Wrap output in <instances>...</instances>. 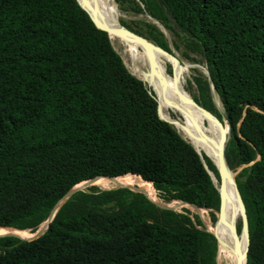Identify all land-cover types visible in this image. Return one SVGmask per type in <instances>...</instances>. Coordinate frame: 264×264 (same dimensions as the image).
<instances>
[{
  "label": "trees",
  "instance_id": "obj_1",
  "mask_svg": "<svg viewBox=\"0 0 264 264\" xmlns=\"http://www.w3.org/2000/svg\"><path fill=\"white\" fill-rule=\"evenodd\" d=\"M141 1L205 59L202 104L229 125L228 166H243L246 264H264V0ZM207 169L220 179L160 117L152 88L78 0H0L1 227L35 230L76 184L129 173L162 201L208 209L216 220L220 192ZM217 253V239L188 209L127 186L77 191L35 239L0 236V264H218Z\"/></svg>",
  "mask_w": 264,
  "mask_h": 264
},
{
  "label": "bare ground",
  "instance_id": "obj_2",
  "mask_svg": "<svg viewBox=\"0 0 264 264\" xmlns=\"http://www.w3.org/2000/svg\"><path fill=\"white\" fill-rule=\"evenodd\" d=\"M88 1L89 4L86 7L95 18L101 19L111 26L120 25L118 10L114 0ZM95 3L99 7L98 13L94 10ZM111 40L113 43H118L122 46L132 64H141L140 68L134 69L135 72L142 75L144 71L151 70V63L144 45L114 34L111 35ZM154 54L156 71L151 72L147 76L146 82L156 92L163 117L174 122V126L195 146L202 157L206 155L217 163L219 155L223 151V137L224 134L226 136L228 133L227 127H225V130L222 129L214 118L206 117L193 105L192 95L184 88V83L179 75L180 71L185 67L180 63H175L170 56L157 48L154 49ZM167 62L173 64L175 70L174 76L169 75L166 71L167 67L165 63ZM181 95L187 97L189 100L184 101ZM182 125H186V128H183ZM211 174L216 186L219 189L224 186L227 194L225 206L226 218L225 220H219L212 226V231L217 235L219 241L217 253L218 264H237L240 258L243 259V264H245L244 254L247 247V237L245 229L243 228L242 232H240L237 227L239 218L242 216V206L235 194L234 173L229 170V176L224 177L222 180H219L214 172L211 171ZM100 178L94 179L99 182L90 184L101 185L103 187L118 184L119 182H124L120 183L123 185L137 184L150 196L157 198L156 193L148 188L145 182L146 180L144 181L140 175L133 174L131 176L130 174H126L114 178ZM7 232H13L25 238H28L26 236H32L27 230L23 231L12 227L2 228L0 226V234Z\"/></svg>",
  "mask_w": 264,
  "mask_h": 264
},
{
  "label": "rangeland",
  "instance_id": "obj_3",
  "mask_svg": "<svg viewBox=\"0 0 264 264\" xmlns=\"http://www.w3.org/2000/svg\"><path fill=\"white\" fill-rule=\"evenodd\" d=\"M114 2L116 4L117 10H118L119 23L126 28L129 27V29L137 32L138 34L145 36L146 38H148L150 41H152L153 43H155L157 45H159V44L157 43V40H155L154 35H158V32L155 29H153L151 26L154 25L158 28V30L162 33V37L166 40L169 47L171 48L172 54H174L178 58L179 63L183 67H185L179 73V75L181 76V79L184 83V88L192 95L193 100H195L199 104L203 105L200 87H201V85H202V87H204L205 81L208 80V70H207L205 59L202 56V54L200 53V50L196 46V44L190 38H188L185 34L181 33L176 28L175 24L172 21L171 22L170 21L163 22V21H159V20L151 17L148 14V12L146 11L144 4L142 3L141 0H119L118 2L116 0H114ZM112 44H113L114 48L122 56L124 63L126 64L128 69L132 73H134V74L138 75L140 78H142L143 74L141 75V74H138L137 72H135L134 69L137 68V66L135 63L132 64V62L128 59V57L126 56L122 46H120L118 43L112 42ZM165 65L167 67L166 71L169 73V75L174 76L175 70H174L173 64L170 62H167V63H165ZM148 86H150V85L148 84ZM152 90H153V88H152ZM155 94H156V92H155ZM208 94H209V98L212 102V105L216 109L223 111V105L221 103V100H220L218 94L216 93L215 89L212 86L208 90ZM159 111H160V114L162 115L161 109ZM226 136H227V141H228L229 131H228ZM183 137L186 138L185 136H183ZM226 143L227 142H225V146H226ZM242 168H243V166L238 167L235 170L231 169V171L234 173L235 181H236L238 173L241 171ZM129 174L131 176H133L132 173H129ZM97 182H99V181L92 180L91 183H97ZM120 183H124V182H119L118 184H112L108 187H103L101 185H96V184H89L83 190L89 191L91 189H94V190L114 189V188L120 187V185H123ZM128 185L139 187V185H137V184H128ZM139 188H141V187H139ZM148 188L153 190L156 193V197H157V198H154L144 191V194H146L150 199L155 200L156 202L160 203L162 206L173 207L177 211H183L185 209H188L194 218L197 217L200 220H202L203 224L206 226V228L209 232H211L213 235L215 234L212 231V226L216 222L219 221L217 218V212H216V220H212L208 209H205V208L199 209L197 207L190 206V205L182 203L180 201H173V202L166 203L159 198L157 191L154 188L149 187V186H148ZM132 190L137 191V192H141V190H139V189H133L132 188ZM43 226H44V222L35 230H31V229H26V230L29 233H31V235L33 236L36 233H39V231L41 230V228ZM237 227H238V230L240 232H242V230H243V217L242 216L239 218ZM2 228H4V227H2ZM7 233H9V232H7ZM216 236H215V238H216ZM26 237L30 238V236H26Z\"/></svg>",
  "mask_w": 264,
  "mask_h": 264
},
{
  "label": "water",
  "instance_id": "obj_4",
  "mask_svg": "<svg viewBox=\"0 0 264 264\" xmlns=\"http://www.w3.org/2000/svg\"><path fill=\"white\" fill-rule=\"evenodd\" d=\"M80 5L89 13V15L91 16L92 20L94 21V23L96 24L97 27L105 30L106 32H108L109 34V37L111 38V35L114 34L116 36H122V37H125V38H128L130 40H133V41H136V42H139L140 44L144 45L145 46V50L147 52V56H148V59L151 63V70L150 71H144L143 72V77L141 78L143 81L146 82V78L147 76L151 73V72H155L156 71V59H155V54H154V49L157 48L159 49L161 52L163 53H166L168 56H170L173 61L175 63H179V60L178 58L164 50L163 48H161L159 45L153 43L152 41H150L148 38H146L145 36L141 35V34H138L136 32H134L133 30L129 29V28H126L124 26H122L121 24L118 25V26H111L109 23L101 20V19H97L93 16V14L90 13V11L87 9L86 5L89 4V1L88 0H78ZM94 10L96 13H98V10H99V7L98 5L95 3L94 4ZM136 66L137 68H140L141 67V64H138L136 63ZM134 74V73H133ZM136 75V74H134ZM138 76V75H136ZM209 76V74H208ZM139 77V76H138ZM140 78V77H139ZM209 81L210 78H209ZM154 90V89H153ZM155 93V92H154ZM156 96V94H155ZM182 96V95H181ZM157 98V96H156ZM183 100L184 101H188L189 99L185 96H182ZM158 100V98H157ZM192 103L193 105L197 108V110H199L203 115H205L206 117L208 118H214L215 121L219 124V126L225 130V127H227L228 131H229V125L226 123H223L221 120H219L217 118V116L215 114H213L212 111H210L209 109L205 108L203 105L199 104L198 102H196L195 100H192ZM160 110V103H159V100H158V111ZM159 115L162 119L164 120H167L169 121L170 123L174 124V122L172 120H169L165 117H163L161 114H160V111H159ZM183 128H186V125H182ZM176 127V126H175ZM177 128V127H176ZM178 130V128H177ZM223 151L222 153L219 155V159H218V162L214 164L216 165L217 169H218V172H219V175H220V179L222 180L224 177L226 176H229V170H231L227 164V161H226V158H225V142H227V136H225L224 134V137H223ZM195 147V146H194ZM197 150V149H196ZM197 152L200 154V152L197 150ZM201 155V154H200ZM202 157V156H201ZM208 172L211 174V171L209 169H207ZM212 176V174H211ZM112 178V177H111ZM114 178V177H113ZM212 179H213V176H212ZM92 180H94V178L92 179H88V180H84L78 184H76L75 186H73L63 197L62 199L57 203V205L55 206V208L53 209V211L51 212L50 216L48 217V219L44 222V226L41 228V230L39 231V233H36L35 235H33L32 237L30 238H25V237H21L19 236L18 234L16 233H13V232H9V233H4V234H0L1 235H7V234H12V235H16V236H19L23 239H35L37 237H39L41 234H43L46 229L48 228L49 226V223L53 220L56 212L58 211L59 207L61 204H63L66 200H68L74 193H76L77 191H80V190H83L87 185H89ZM214 181V179H213ZM123 186H127L129 187L130 189H139L141 190V192L144 193V190L139 188L138 186H129V185H120V187H123ZM234 188H235V194L237 196V198L239 199L240 203H241V206H242V217H243V228L245 229V234H246V237H247V247H246V251H245V254H244V258H245V264L247 262V251H248V244H249V229H248V217H247V213H246V209H245V205H244V202L242 200V197H241V194H240V191L238 189V186H237V183L236 181H234ZM219 192H220V199H221V202H220V207H219V210H217V218L218 220H225V216H226V209H225V206H226V199H227V194H226V190H225V187L223 186L221 189H219ZM155 201V200H153ZM156 202V201H155ZM182 203H185V202H182ZM185 204H188L190 206H194V207H197L193 204H190V203H185ZM163 207H167V208H173V207H168V206H163ZM199 208V207H198ZM17 229V228H15ZM18 230H21V229H18ZM215 235V234H214ZM216 236V235H215ZM217 238V236H216ZM218 238H217V243H218ZM237 264H243V259H239L238 263Z\"/></svg>",
  "mask_w": 264,
  "mask_h": 264
}]
</instances>
